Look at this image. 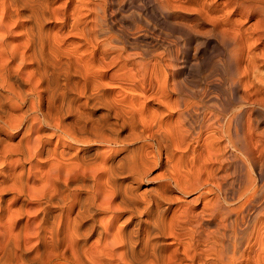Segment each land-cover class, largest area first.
Returning <instances> with one entry per match:
<instances>
[{
    "label": "bare ground",
    "instance_id": "bare-ground-1",
    "mask_svg": "<svg viewBox=\"0 0 264 264\" xmlns=\"http://www.w3.org/2000/svg\"><path fill=\"white\" fill-rule=\"evenodd\" d=\"M261 124L264 0H0V264H264Z\"/></svg>",
    "mask_w": 264,
    "mask_h": 264
},
{
    "label": "rangeland",
    "instance_id": "rangeland-1",
    "mask_svg": "<svg viewBox=\"0 0 264 264\" xmlns=\"http://www.w3.org/2000/svg\"><path fill=\"white\" fill-rule=\"evenodd\" d=\"M256 131H257V133H258L259 136H260L261 133H262L261 135H264V134H263V133H264V124H261V125L257 128ZM259 133H260V134H259ZM257 137H258V136H257ZM190 154H191V153L189 152L188 156H190ZM189 158H191V157H189ZM245 173H246V172H245ZM245 173H244V174H245ZM254 176H255V175H254ZM244 179L246 180L245 177H244ZM245 180H244V181H245ZM150 188H151V186H149V189H150ZM144 189H145V188H144ZM144 189H143V190H144ZM147 190H148V189H147ZM197 196H198V194H194V195L190 196V197L187 198V199L185 198V200H186V202L189 201L188 203H191V204H192L193 201H195L194 199H195Z\"/></svg>",
    "mask_w": 264,
    "mask_h": 264
}]
</instances>
